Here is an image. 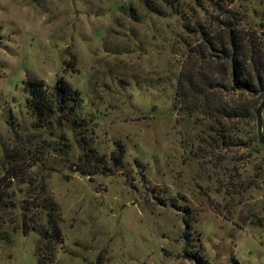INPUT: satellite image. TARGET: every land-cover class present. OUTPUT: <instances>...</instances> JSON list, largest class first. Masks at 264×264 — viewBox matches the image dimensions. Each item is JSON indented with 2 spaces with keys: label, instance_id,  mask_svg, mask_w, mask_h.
Returning a JSON list of instances; mask_svg holds the SVG:
<instances>
[{
  "label": "rangeland",
  "instance_id": "374dc122",
  "mask_svg": "<svg viewBox=\"0 0 264 264\" xmlns=\"http://www.w3.org/2000/svg\"><path fill=\"white\" fill-rule=\"evenodd\" d=\"M233 14L264 31V0H0V264H264L255 115L175 103ZM28 80L76 90V126H35Z\"/></svg>",
  "mask_w": 264,
  "mask_h": 264
},
{
  "label": "trees",
  "instance_id": "16d2710c",
  "mask_svg": "<svg viewBox=\"0 0 264 264\" xmlns=\"http://www.w3.org/2000/svg\"><path fill=\"white\" fill-rule=\"evenodd\" d=\"M241 22L242 19L234 14L224 21L217 20L223 31L209 34L203 41L210 57L217 59L214 68L210 65L206 72L198 70L185 75L179 85L181 91L177 92L179 99L175 101L188 113L201 112L214 119L223 130L226 129L225 120L252 119L255 115L257 103L241 98L242 95L264 98V31L256 33L240 29ZM220 89L230 90L238 96L224 101L208 92ZM24 91L27 94L26 106L35 126H44L55 113L60 114L59 118L64 116L63 120H71V125L76 126V117L72 113L80 108V103L78 92L69 84L58 81L52 89H48L41 80H28L24 82ZM225 138V134H221L222 143H226Z\"/></svg>",
  "mask_w": 264,
  "mask_h": 264
},
{
  "label": "water",
  "instance_id": "95a60500",
  "mask_svg": "<svg viewBox=\"0 0 264 264\" xmlns=\"http://www.w3.org/2000/svg\"><path fill=\"white\" fill-rule=\"evenodd\" d=\"M263 112H264V98L260 101L255 110V119L257 125V139L260 144L264 146V133H263Z\"/></svg>",
  "mask_w": 264,
  "mask_h": 264
}]
</instances>
